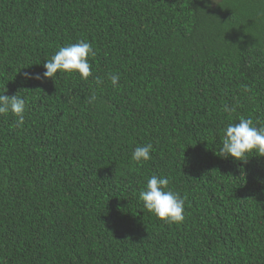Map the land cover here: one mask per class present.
<instances>
[{
  "label": "trees",
  "instance_id": "1",
  "mask_svg": "<svg viewBox=\"0 0 264 264\" xmlns=\"http://www.w3.org/2000/svg\"><path fill=\"white\" fill-rule=\"evenodd\" d=\"M206 2L0 0V94L28 99L0 115V264H264V157L216 155L227 124L264 126V0ZM81 40L88 79H24ZM153 174L182 223L143 207Z\"/></svg>",
  "mask_w": 264,
  "mask_h": 264
},
{
  "label": "clouds",
  "instance_id": "2",
  "mask_svg": "<svg viewBox=\"0 0 264 264\" xmlns=\"http://www.w3.org/2000/svg\"><path fill=\"white\" fill-rule=\"evenodd\" d=\"M218 4V0H207L206 6L211 7ZM93 45L81 40L76 43H69L59 49L43 63L45 71L42 75L33 76L31 73L23 72L24 79L46 81L58 78V75L78 74L81 79H88L92 75L89 57L93 56ZM97 83H100L97 79ZM111 84L119 85V76H111ZM22 91V90H21ZM17 93L9 96L7 91L0 94V115L11 114L16 118L18 125L24 123V115L28 104L26 96ZM95 94L90 101L95 100ZM235 107H225V111H235ZM250 117H239L238 123H229L222 129V142L217 156L222 159L231 158L234 162L247 164L249 156L264 157V126H257ZM153 146L151 144L138 146L132 153V159L136 162L149 161ZM264 185V180H258ZM169 178L165 176L151 175L146 179V185L139 192V200L143 207L154 214L158 219L168 224H180L185 219L184 198L168 186Z\"/></svg>",
  "mask_w": 264,
  "mask_h": 264
},
{
  "label": "rangeland",
  "instance_id": "3",
  "mask_svg": "<svg viewBox=\"0 0 264 264\" xmlns=\"http://www.w3.org/2000/svg\"><path fill=\"white\" fill-rule=\"evenodd\" d=\"M219 1V0H218Z\"/></svg>",
  "mask_w": 264,
  "mask_h": 264
}]
</instances>
